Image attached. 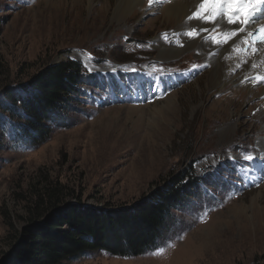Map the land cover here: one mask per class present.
Wrapping results in <instances>:
<instances>
[{"label":"rangeland","instance_id":"374dc122","mask_svg":"<svg viewBox=\"0 0 264 264\" xmlns=\"http://www.w3.org/2000/svg\"><path fill=\"white\" fill-rule=\"evenodd\" d=\"M87 1L0 0L1 96L69 59L96 81L82 86L67 127L50 124L40 144L0 131V260L29 223L26 199L45 185L68 191L64 201L113 209L190 167L202 194L173 212L158 248L60 264H264V83L215 84L191 43L161 57L154 43L174 35L179 14L124 1L115 19L117 0H91L92 10Z\"/></svg>","mask_w":264,"mask_h":264},{"label":"trees","instance_id":"16d2710c","mask_svg":"<svg viewBox=\"0 0 264 264\" xmlns=\"http://www.w3.org/2000/svg\"><path fill=\"white\" fill-rule=\"evenodd\" d=\"M93 82L77 61L45 65L30 83L4 93L6 98L0 95L1 133L15 145L40 144L50 124L67 127L66 113L77 110L85 94L82 86ZM202 183L190 167L182 169L148 197L113 209L64 201L68 191L45 185L34 191L32 201L26 199L29 223L12 234L0 264H60L99 251L113 256L142 255L158 248L173 212L189 208L192 197L202 194Z\"/></svg>","mask_w":264,"mask_h":264},{"label":"bare ground","instance_id":"6f19581e","mask_svg":"<svg viewBox=\"0 0 264 264\" xmlns=\"http://www.w3.org/2000/svg\"><path fill=\"white\" fill-rule=\"evenodd\" d=\"M124 1H128L131 6H134L135 3L141 0H117V6L114 12L115 19H118L116 17L118 13L123 12V15L126 14L127 9L125 10ZM87 2L88 7L92 10V1L88 0ZM159 2H162L161 6L154 3L151 7L147 8L145 6L144 9L142 8L143 12L149 14L159 10V12L164 14L172 13L176 16L178 14L180 15L179 18L176 17L178 23L175 32L171 30V32H174V35L167 37V39L162 38V36L157 37L154 43L161 57L175 55L182 45L191 43L192 45L201 46L202 52L200 57L212 66V81L215 84L223 83L224 85L227 82H234L235 84L249 86L258 82L264 83V80L258 79V77L264 76V51L255 56H246L243 53H237L232 50V41L218 46L212 40L209 41L206 39L207 36L205 38L204 28L214 27L213 24L187 20V17L196 10L199 0H163ZM105 8H103L104 11ZM192 28H196L199 32V35L194 38L185 35ZM219 31H221L220 28ZM245 61L247 62L245 63ZM253 64L256 65L255 68ZM262 141H264V138ZM259 150H261L260 154L262 152L264 153V147H259Z\"/></svg>","mask_w":264,"mask_h":264},{"label":"snow or ice","instance_id":"6c2138e0","mask_svg":"<svg viewBox=\"0 0 264 264\" xmlns=\"http://www.w3.org/2000/svg\"><path fill=\"white\" fill-rule=\"evenodd\" d=\"M147 2L151 7L158 0ZM187 20L211 23L219 27V35L211 38L218 46L232 41V50L246 56H255L264 51V0H199L196 10ZM185 35L194 38L199 32L192 28ZM253 67L256 65L253 64ZM89 71L92 69L89 68ZM258 79L264 80V76ZM244 159L252 161L254 157L248 154Z\"/></svg>","mask_w":264,"mask_h":264}]
</instances>
